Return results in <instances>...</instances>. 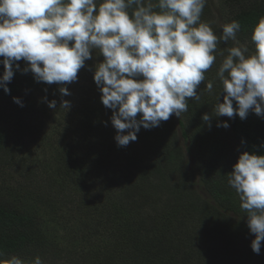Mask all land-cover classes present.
<instances>
[{
    "label": "trees",
    "instance_id": "obj_1",
    "mask_svg": "<svg viewBox=\"0 0 264 264\" xmlns=\"http://www.w3.org/2000/svg\"><path fill=\"white\" fill-rule=\"evenodd\" d=\"M212 6L208 0L201 16L209 15ZM218 7L219 20L239 21L237 40L254 52L251 35L264 17V0H220ZM224 44L228 55L232 40ZM222 61L216 59L205 73L206 80L197 88L201 98H189L187 112L176 120L172 115L158 127H141L136 141L119 147L111 123L113 110L103 105L94 81L95 64L87 60L78 73L91 86L81 90L84 96L76 112L67 125L62 124L68 141L54 148L55 165L46 164L53 170L48 185L58 191L55 200L32 195L33 162L28 167L19 163L18 186L0 192V264L12 256L26 264L36 256L59 259L72 251L63 248L62 236L67 235L79 250L82 264H206L198 257L209 251L216 252L213 264H264V244L260 254L251 245L247 251L240 249L243 241H249L243 239L250 234L248 213L228 184L243 152L264 155V118L253 112L243 120L238 115L215 116L214 106L218 98L223 103L225 95L217 76ZM17 63L21 69L8 83L10 92L0 88L1 98L13 100L27 90L46 92L53 87L37 82L31 72L23 73V60ZM3 72L0 64V76ZM208 81L213 82L212 93L205 89ZM60 87L50 93L57 104ZM30 108L27 103L16 112L27 115L32 113ZM205 113L211 117V126L202 120ZM223 122L229 127L217 126ZM178 129L186 149L180 139L172 138ZM7 145L6 134L0 130V155ZM15 161L9 167H15ZM65 208L68 221L55 214H64ZM48 227L58 230L55 239Z\"/></svg>",
    "mask_w": 264,
    "mask_h": 264
},
{
    "label": "clouds",
    "instance_id": "obj_2",
    "mask_svg": "<svg viewBox=\"0 0 264 264\" xmlns=\"http://www.w3.org/2000/svg\"><path fill=\"white\" fill-rule=\"evenodd\" d=\"M208 0H0V88L8 83L19 61L23 73L37 82L61 85L62 96L71 95L67 84L78 79L85 62L99 50L94 81L101 101L112 109L111 123L119 147L137 140L141 127L151 129L173 114L188 111V100H200L197 88L216 61L218 44L232 40L217 76L225 93L214 106L215 116L246 119L250 112L264 118V17L254 27L250 53L237 40L239 21L222 26L218 37L201 15ZM158 9V11H157ZM223 56V52H219ZM205 89L212 93L213 82ZM47 100V97L44 98ZM23 107V101L13 98ZM236 102L234 108L233 102ZM55 109L56 100L48 101ZM61 107L70 109L68 100ZM138 114H141L137 118ZM202 120L211 126L205 113ZM107 123V122H105ZM217 126L229 127L227 122ZM125 130L127 133L125 134ZM246 210L248 228L255 239L254 253L264 241V155L243 152L228 176ZM6 264H26L18 256ZM31 264H43L36 256Z\"/></svg>",
    "mask_w": 264,
    "mask_h": 264
},
{
    "label": "rangeland",
    "instance_id": "obj_3",
    "mask_svg": "<svg viewBox=\"0 0 264 264\" xmlns=\"http://www.w3.org/2000/svg\"><path fill=\"white\" fill-rule=\"evenodd\" d=\"M212 2L215 8L212 6L209 15L201 16V22L208 23L213 29L214 33L219 37L222 31L219 33L218 30H222V26L228 22H222L219 20L221 17V11L218 7L220 0H212ZM232 44V47L237 46L234 41H232ZM221 45L222 47L217 46L216 59H224L227 56L224 52V47L226 45L224 42L221 43ZM221 51L223 52V56L219 55V52ZM92 55L93 58L89 59L90 62L95 64V66L96 64L101 63L100 60H102L103 56L100 55L99 50H93ZM209 77L211 78V75H209ZM89 85L90 84H86L84 82L83 78H81L78 73L77 81L65 85L68 87L71 95L62 96L59 91H57L58 93L55 92L59 94L58 100H60V104H57L55 109H52L48 106V101H51L50 93H52V90L54 89L57 90L56 87L61 86L55 83H53V87L51 89H47L46 92H44V89L39 90L36 88L23 92V95L18 97L23 101V107L15 103L14 100H6L0 97V130H3L6 134V141L8 143V147L6 150H4L5 152L0 155V192H4L6 188H9L10 186H18L17 180L19 178L17 173L19 170L18 168H20L18 167L19 163H21V165L24 163L25 166L28 167L31 162H33L36 165H30L32 167L30 170L34 173L33 176H30V186L32 187L30 188V191H35L32 195H40L50 201L55 200L54 195L58 193V191L51 188V185H48L49 179L52 178L53 170L50 169L46 164L55 165L57 155L54 151V148L61 141H68V139L63 135L65 132L64 128L66 127L62 126V124L67 125L69 123L71 118L70 115H73L76 112V106H78L84 96L82 95L81 90L85 89V87H89ZM45 97H47V100L44 99ZM63 100L70 101V109L61 107V102ZM27 103L28 106L31 107L30 112L32 113L21 116L18 112H16V109L26 108ZM2 114H4V117H6L5 119H1V116H3ZM173 116L176 120L175 114H173ZM25 119L28 121H25ZM113 130L116 132L114 127ZM177 133H174L172 138L178 140L180 139L181 146L186 149V143L182 138V134L179 129ZM146 140H149V138ZM15 154H17L16 157ZM14 158H16V161L14 162L15 167H9V164L13 162ZM24 169H26V167H24ZM53 187H55V185ZM238 200L240 201V199ZM55 214L58 218L63 217V219L66 221L70 219L69 212L66 208L64 214L61 211H57ZM46 229L47 232L53 236V239H55L54 235L58 233V230L56 231L54 227H48ZM63 237L64 236H62V241L64 240V250L71 249L72 251L63 253L61 258L55 259L53 261L50 259V257L42 259L43 264H75L74 261H77L81 264L83 263L82 259L78 258L79 250L76 251L75 247H73L74 244L72 237L70 235H67L64 237V239ZM243 239H249V241H243L240 249L247 251L248 248L250 249L252 240L255 239V234L250 232L249 236L243 237ZM77 242L79 243V241ZM263 244L264 241H262V245ZM214 252L209 251V253H203L198 258L201 259V262L203 263L213 264L215 263L212 259V257L215 256L213 254ZM192 254L196 255V251ZM192 261H194V259Z\"/></svg>",
    "mask_w": 264,
    "mask_h": 264
}]
</instances>
